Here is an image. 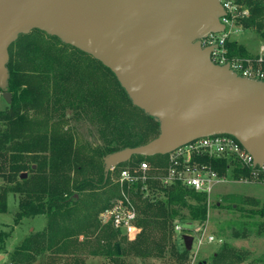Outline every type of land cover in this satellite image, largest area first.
I'll list each match as a JSON object with an SVG mask.
<instances>
[{"label": "trees", "instance_id": "16d2710c", "mask_svg": "<svg viewBox=\"0 0 264 264\" xmlns=\"http://www.w3.org/2000/svg\"><path fill=\"white\" fill-rule=\"evenodd\" d=\"M235 3L247 10V16L238 20L240 27L264 40V0ZM225 46L229 58L255 55L235 39ZM8 55L10 102L0 110V213L6 212L7 197L12 194L17 197L13 225L36 216H42L45 223L11 250L4 243L10 232L0 231L1 263L84 264L80 255L87 250L112 264H124L123 257L166 254L185 259L188 251L183 245L177 250L172 239L174 224H206L208 195L204 192L173 184L157 188L159 196L150 200L136 196L140 231L131 240L98 219L118 195L113 175L108 172L104 177L103 157L147 143L158 134V124L130 103L110 70L56 37L39 30L21 34L9 46ZM67 108L75 117L80 111H92L100 144L76 139L66 126ZM140 161L164 166L166 156H132L129 164ZM197 161L209 165L218 176L228 174L224 158L201 156ZM23 173L26 177L20 178ZM248 173L236 167L230 177L237 180ZM254 204L251 213L264 220V204ZM227 226L231 239L245 238L252 226L264 235V222L231 221ZM241 259L226 244L212 255L218 264ZM256 262L264 264V256Z\"/></svg>", "mask_w": 264, "mask_h": 264}, {"label": "water", "instance_id": "95a60500", "mask_svg": "<svg viewBox=\"0 0 264 264\" xmlns=\"http://www.w3.org/2000/svg\"><path fill=\"white\" fill-rule=\"evenodd\" d=\"M223 15L219 0H0L1 97L10 102L9 46L39 30L100 62L130 103L158 124L147 143L105 155L104 177L132 156L165 155L217 134L233 137L261 166L264 80L214 64L211 47L200 44L223 31ZM181 240L189 252L193 237Z\"/></svg>", "mask_w": 264, "mask_h": 264}, {"label": "built area", "instance_id": "2783aa9c", "mask_svg": "<svg viewBox=\"0 0 264 264\" xmlns=\"http://www.w3.org/2000/svg\"><path fill=\"white\" fill-rule=\"evenodd\" d=\"M224 15L219 18L224 29L219 33H210L200 40L202 47H211L210 60L217 65L228 64L229 68L243 77L264 80V43L258 48L254 56L228 57L226 42L238 32V20L247 16V10L235 3V0H219ZM164 166L152 167L147 161L129 164V160L122 166H115L109 170L118 187V195L113 198L107 208L100 212L98 219L101 225H109L117 230L127 240L133 239L140 231L137 225L139 213L137 198L152 199L158 194L157 188H165L173 184L192 188L207 195L211 193L216 184L225 183L232 179L230 174L236 167L249 171L248 176H240L238 181L264 186V163L261 166L253 164L252 156L242 148L233 137L226 134H217L194 139L165 154ZM224 158L229 166L227 175L218 176L209 166L198 163V157ZM1 185V183H0ZM191 224L177 221L174 231L182 234L189 230ZM193 231V230H192ZM193 237L192 246L198 248L204 240L211 243L213 236L206 234V227L199 228L190 234ZM0 264L1 261H0Z\"/></svg>", "mask_w": 264, "mask_h": 264}, {"label": "rangeland", "instance_id": "374dc122", "mask_svg": "<svg viewBox=\"0 0 264 264\" xmlns=\"http://www.w3.org/2000/svg\"><path fill=\"white\" fill-rule=\"evenodd\" d=\"M232 38L242 42L245 48L249 47L248 49H253V51H258V47L264 43V40L255 35L253 30L240 29L232 35ZM6 106L7 103L0 93V110L6 109ZM65 118L68 120L66 126L72 128L77 140L89 142L93 146L101 143L98 135V123L91 110L80 111L75 117L73 111L67 108ZM151 157L154 158V156ZM254 201L258 203V207L264 204V186L253 183L246 184L235 179L216 184L208 195L207 221L204 225L206 234L213 236L215 241L207 243L204 240L198 248L195 245L192 246L188 256L181 261L166 254L163 257L144 259L123 257L124 264H218L212 260V255L218 251L221 245L225 244L242 256V259L234 262V264H257L256 259L264 256V235H260L258 230L252 226L245 238L231 239L229 237L230 230L227 226L228 222L231 221L264 222L263 219L251 213L256 208ZM16 210L17 197L10 194L7 197L6 212L0 213V231L10 232L4 240L7 250L13 249L29 232L41 229L45 223L42 216H36L24 218L15 226L13 225V216ZM179 223L182 226L184 221ZM198 228L197 223H192L185 233L190 235ZM172 239L177 250L181 251L183 245L181 234L173 229ZM81 254L80 257L84 260V264H112L103 256L92 255L89 250L82 251ZM0 255H2V252H0Z\"/></svg>", "mask_w": 264, "mask_h": 264}, {"label": "crops", "instance_id": "0c3cea01", "mask_svg": "<svg viewBox=\"0 0 264 264\" xmlns=\"http://www.w3.org/2000/svg\"><path fill=\"white\" fill-rule=\"evenodd\" d=\"M239 42V41H238ZM239 43H241V44H243L242 42H239ZM247 48V47H246ZM249 48V47H248ZM247 48V49H248ZM259 48V47H258ZM248 51L249 52H251L252 54H256L258 51L257 50H255V51H253V49H251V50H249L248 49ZM4 259V256L3 255H0V261H2Z\"/></svg>", "mask_w": 264, "mask_h": 264}]
</instances>
